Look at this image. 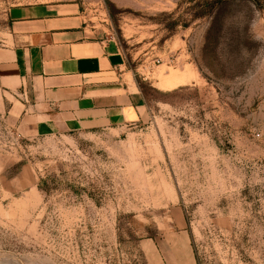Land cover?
Here are the masks:
<instances>
[{"label": "rangeland", "instance_id": "1", "mask_svg": "<svg viewBox=\"0 0 264 264\" xmlns=\"http://www.w3.org/2000/svg\"><path fill=\"white\" fill-rule=\"evenodd\" d=\"M59 1L121 47L147 122L19 131L9 10ZM259 3L0 0V264H264ZM169 70L189 82L158 89Z\"/></svg>", "mask_w": 264, "mask_h": 264}, {"label": "crops", "instance_id": "2", "mask_svg": "<svg viewBox=\"0 0 264 264\" xmlns=\"http://www.w3.org/2000/svg\"><path fill=\"white\" fill-rule=\"evenodd\" d=\"M8 18L17 43L11 113L24 136L88 135L149 120L123 50L90 28L78 5L26 4Z\"/></svg>", "mask_w": 264, "mask_h": 264}, {"label": "bare ground", "instance_id": "3", "mask_svg": "<svg viewBox=\"0 0 264 264\" xmlns=\"http://www.w3.org/2000/svg\"><path fill=\"white\" fill-rule=\"evenodd\" d=\"M189 77L182 74H177L173 70L167 71L165 74L159 76L158 89L173 90L177 87L183 86L189 82Z\"/></svg>", "mask_w": 264, "mask_h": 264}, {"label": "trees", "instance_id": "4", "mask_svg": "<svg viewBox=\"0 0 264 264\" xmlns=\"http://www.w3.org/2000/svg\"><path fill=\"white\" fill-rule=\"evenodd\" d=\"M231 1H234V0H218L219 4L227 3V2H231ZM240 1H245V0H240ZM251 1H253L257 6H260L259 0H251ZM195 254H196V252H195ZM196 261H197V264H201L200 259L198 257H196Z\"/></svg>", "mask_w": 264, "mask_h": 264}]
</instances>
